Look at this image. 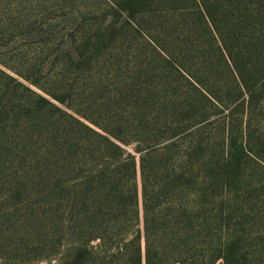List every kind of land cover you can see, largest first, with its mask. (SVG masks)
Here are the masks:
<instances>
[{
	"label": "trees",
	"instance_id": "trees-1",
	"mask_svg": "<svg viewBox=\"0 0 264 264\" xmlns=\"http://www.w3.org/2000/svg\"><path fill=\"white\" fill-rule=\"evenodd\" d=\"M83 2L0 0V56L77 17L36 68L0 59V198L35 195L2 215L1 236L22 235L4 249L264 264V0Z\"/></svg>",
	"mask_w": 264,
	"mask_h": 264
},
{
	"label": "rangeland",
	"instance_id": "rangeland-1",
	"mask_svg": "<svg viewBox=\"0 0 264 264\" xmlns=\"http://www.w3.org/2000/svg\"><path fill=\"white\" fill-rule=\"evenodd\" d=\"M91 0H85V4L89 3ZM77 19L75 15H65L62 17H56L45 21V25L43 26L41 31H38L37 34H24L18 36L11 42L7 47L8 49H12L11 53L6 56H0L2 61L19 71H23L25 68L30 65L37 67V59L42 55V53H50L56 51L58 47L62 49V51L68 50L69 45L66 43V30L71 29L74 21ZM38 27V23H37ZM41 32V33H40ZM52 33V34H51ZM50 36L46 39L45 36ZM62 36V38H61ZM1 51V50H0ZM35 90V89H34ZM36 91V90H35ZM37 92V91H36ZM2 190H0L1 192ZM20 205H24L20 208H11L8 209L7 203H4L0 198V219L2 215L7 217V214H12V221L18 219L19 211H24L25 206L33 207L35 203V195L30 194L26 198L22 200ZM36 208V207H35ZM33 208V209H35ZM8 209V211H7ZM19 209V211H18ZM4 225V222L0 223ZM13 227L15 223H11ZM16 238L20 240L22 235L20 232L11 233L9 235L0 234V264H53L52 261H40L32 260V258H27L25 255H16L17 251H14L12 246H9L4 249V244L7 241L11 240V238Z\"/></svg>",
	"mask_w": 264,
	"mask_h": 264
}]
</instances>
